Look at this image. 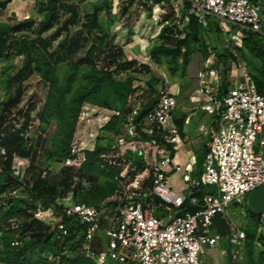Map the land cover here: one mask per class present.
Wrapping results in <instances>:
<instances>
[{
    "label": "built area",
    "instance_id": "obj_1",
    "mask_svg": "<svg viewBox=\"0 0 264 264\" xmlns=\"http://www.w3.org/2000/svg\"><path fill=\"white\" fill-rule=\"evenodd\" d=\"M128 1L142 6L148 3V0ZM150 6L149 31L170 11L178 25L187 26L191 17H195L206 28L213 18L221 34L232 35L225 48H229L234 57H228L225 64L212 51L196 74L192 99L213 118L211 125L200 128L202 134L210 136L200 173L182 190L174 189L169 183L170 173L182 168L174 158L175 149L181 143L178 128L173 123L178 96L162 91L142 119H139L143 109L141 102L131 104L122 125L123 133L111 134L113 150H122V156L127 150L138 155L145 166L142 172L128 177L129 172L120 171V178L134 179L95 204L76 201L73 191L51 206L35 202L34 217L50 226L53 240L60 244L68 243L73 230L82 227L78 234L79 250L94 264H209L205 255L223 240L231 245L236 258L245 250L244 226L248 212L236 211L232 205H240L248 193L264 184V95L257 90L252 81L253 71L238 56V49L248 33L257 34L264 42V1L162 0L151 2ZM145 35L148 39L157 34L147 32ZM88 106L90 104L83 108ZM93 108L96 110V106ZM97 108L103 114L98 119L89 117L82 109L64 166L79 170L86 152L94 151L101 144V130L112 115L118 114L108 108ZM107 152L109 150L101 157L114 167L120 165ZM8 160V148L0 145L1 174ZM32 164V156L12 155L9 172L21 185L3 194L1 205L7 207L10 198H18L22 193L27 200L31 198L27 180ZM48 176L49 170L44 168L41 177ZM144 178H148L147 183H153L149 192L144 189L147 184ZM74 180L78 181L79 177L75 175ZM205 187H210V191H205ZM218 218L228 225L226 236L217 231ZM10 224L13 229L18 227L16 219H11ZM261 224L264 226V210ZM2 234L3 230L0 236ZM98 243L102 250L96 252L93 246ZM19 244V240L13 242V245ZM63 247V253L68 254L67 246Z\"/></svg>",
    "mask_w": 264,
    "mask_h": 264
},
{
    "label": "trees",
    "instance_id": "obj_2",
    "mask_svg": "<svg viewBox=\"0 0 264 264\" xmlns=\"http://www.w3.org/2000/svg\"><path fill=\"white\" fill-rule=\"evenodd\" d=\"M155 1V3H158L162 0ZM10 2L11 0H0V8H6ZM62 5L61 0H47L45 20L38 28H35V22L32 20H24L14 26L0 25V59H8L12 56L23 57L22 65L7 80V87L11 88L17 85L15 93L1 104L0 110V145L6 146L9 150V160L6 163L5 171L3 174L0 173V231L3 230V234L0 236V264H94L89 257L79 250L80 239H78V234L81 232L82 227L73 230L68 243L60 244L53 240V231L50 226L34 217L35 202L40 201L45 206H51L56 203L58 198L73 191L76 201L95 204L112 196L116 188L112 187L110 190H106L102 186H95L93 192H88L83 190L85 189L82 186L83 181L95 184L100 176L110 179L115 173L117 176L120 174L117 167L110 165L101 157V154L107 149L99 144L94 151L86 152V159L79 170L75 171L71 167L64 166L55 178H51V176L42 178L41 172L43 169L38 168L33 162L30 169V178L27 180L28 186H31L28 187L31 198L29 200L19 197L10 198L7 207L1 205V196L19 188L21 185L9 172L12 155L17 153L33 157V148L28 144L30 138L26 137L31 125L33 106L18 111L22 116L19 127L14 124L8 126V117L22 101L24 95L23 83L35 71L42 74L48 85L46 99L39 115L41 124H48L55 119L68 121L64 139L57 149L48 151L50 157L56 156L63 161L69 157L75 126L84 103L91 102L118 112V114L112 115L104 126V130L109 135L120 134L119 130L122 128L125 116L131 110L128 98L133 92L132 80L117 81L113 76L114 70H110L108 66L99 67L97 65L98 61L95 60L96 56L103 51H107L109 57L117 58L123 55L121 48H118L116 52L107 50L108 36L104 34L103 26L98 21V12H94L90 16L91 29L89 31H98L102 34L93 40L84 57L72 61L80 48L81 42L88 41V38L81 34L68 36L60 40L55 48H52L53 42L68 30L70 24L68 21L61 22ZM213 21L210 20L208 27L205 28L198 23L195 17H191L190 23L184 30L185 36L176 40L178 46L175 48L169 47L167 37L165 43L150 50L151 59L156 63H160L162 58L167 56L178 61L179 56L184 51L183 53L188 62V57L195 50V44L201 41L204 46L206 45V54L208 49L212 50L217 54L220 61L226 64L228 57H234L230 49L225 48L219 51L216 46H211L206 39L207 33H220L221 31L218 22ZM53 28H55L53 32L48 36H44L46 32L51 31ZM27 31H34L37 34L36 37L26 36L24 33ZM164 36H166V33H163ZM242 47L238 50H242L245 57H247L246 52H248L250 56L261 61L260 66H252V61L248 65L253 71L252 81L256 84L259 93L264 95V42L257 34L248 33L243 39ZM182 61H184V57ZM64 62H68V71L64 78L60 79L57 75V66ZM187 62H184V66ZM85 65L90 68L85 74L81 75V68ZM131 67L132 62L118 63L116 66L121 70H127ZM226 71L225 69V73ZM79 79L85 81V84L74 92V86ZM227 85L228 80L225 76L224 90H226ZM71 94L73 95L69 98ZM157 100L143 105L139 119L144 118ZM31 104L29 103V106ZM160 141L165 143L163 140ZM25 146H28V148L25 149ZM169 147L171 146L169 145ZM201 164L202 160H200ZM144 168L145 166L143 170ZM75 175L79 177L78 181L74 180ZM204 190L210 191V187H205ZM90 198H93L92 201ZM261 213L262 211H248V221L244 226L247 264H264V251L259 252L257 255L255 252V246L261 238V235H258ZM11 219L18 221L16 229L11 227ZM216 225L219 233L223 236L228 234L229 228L224 221L218 218ZM4 227L8 228L4 229ZM15 240H19L20 244L13 245ZM223 241L226 242L229 250H232L227 240ZM64 245L67 246L68 254L63 253ZM95 246L94 244L93 250Z\"/></svg>",
    "mask_w": 264,
    "mask_h": 264
},
{
    "label": "rangeland",
    "instance_id": "obj_3",
    "mask_svg": "<svg viewBox=\"0 0 264 264\" xmlns=\"http://www.w3.org/2000/svg\"><path fill=\"white\" fill-rule=\"evenodd\" d=\"M61 1L63 4L61 22L68 21L70 24L68 30L65 31L58 40L53 42L52 48H55L60 40L68 36L81 34L82 36H86L88 41L81 42L80 48L72 58V61L74 62L84 57L93 40L102 34L98 31H89L91 29L90 16L94 12H98V21L103 26L104 34L108 36L107 50L116 52L118 48H121L123 50V55L117 58L113 56L109 57L107 51H103L104 53L102 52L96 56L95 60L98 61L97 65L99 67L108 66L110 70H114L113 76L117 81L132 80L133 92L128 98L129 104H133L134 102H141L142 105L150 104L159 98L162 91L177 94L181 102L193 104L192 93L197 85L196 74L198 70L203 67L205 60L211 55L212 50L208 49L206 54V45L204 46L200 41L195 44V50L188 57V62L183 53L184 51L179 56L178 61L164 56L160 63H156L151 59L150 55V50L155 46L165 43L167 37L169 39L167 42L168 46L175 48L178 46L176 40L185 36L184 30L186 26L184 24L178 25L176 21L177 18L172 12L168 11V13L163 16L162 22L157 26H153L149 31V23H151L150 19L152 15L150 4L151 2L155 3V0H148V3L144 6L141 4L135 5L128 0ZM46 12L47 0H11L6 8H0V25L14 26L21 21L32 20L35 22V28H38L45 20ZM211 20L214 22L213 20L215 19L211 18ZM55 28L46 32L44 36H48ZM147 32L157 35L154 38L150 37L146 39L145 34ZM163 33H166V36L163 37ZM24 34L30 38H35L37 35L34 31H27ZM176 34L178 35L177 37ZM231 36V34L211 32L210 34H206V39L211 46H216L219 51H222L227 41L231 39ZM238 56L248 64L252 61V66L256 67L261 65V61L258 58L250 56L248 52H246L247 57H245L243 51L238 50ZM183 57L184 61H182ZM22 62V56L0 59V110L1 104L15 93L17 85L9 88L7 87V80L18 70ZM123 62H132V67L127 70L116 68L118 63ZM184 62H187L186 66H184ZM89 68L90 67L87 65L82 66L81 75L85 74ZM67 71L68 62L61 63L57 66V75L60 79L64 78ZM84 84L85 81L79 79L73 91L75 92ZM23 86L24 95L22 101L9 115L8 126L14 124L16 127H19L22 116L18 111L33 106L31 113L32 128L29 129L26 135L27 138H30L28 144L33 148V162L38 168L49 170L51 178H55L64 167V161L56 156L50 157L48 151L55 150L61 145L68 128V121L55 119L48 124H41L39 115L48 91V85L41 73L35 71V73L23 83ZM72 95L73 94H71L69 98L72 97ZM29 103L32 104L29 106ZM88 104H90V106L83 108L84 105ZM84 105L82 109L89 114V117L98 119L100 115H103L99 112L100 110L97 108L98 105L91 102H86ZM95 106L96 110L93 108ZM77 124L78 121L75 130ZM119 133H123L122 128L119 130ZM101 134V144L111 146L106 147V149L109 150L107 154L112 160H116L120 163V165L117 166L120 171L129 172L127 175L128 177H132L134 174L143 171L144 166L138 155H133L127 150L124 156H122L120 154L122 150H113L112 136L104 129L101 130ZM134 167L136 171H131V168ZM179 172L180 171H178V173ZM133 179L134 178H120V176H117L115 173L110 179L104 176L98 177L95 184H91L89 181H85L86 183L84 184L83 181L82 186L85 188L83 190L88 192H93L95 186H102L106 190H110L112 187L118 189L124 185H128ZM147 179L148 178H144L145 181H147ZM152 187V181H148L144 189L149 192L152 190ZM4 198L7 197L5 196ZM19 198L27 200L24 193L20 194ZM90 199L92 201L93 198ZM232 209L236 211L245 210L246 212L249 210L263 211L264 184L248 193L240 205H232ZM258 235H261V238L255 246L256 255L264 251V226L261 224V217ZM94 250L99 252L102 250V245L98 243ZM205 260L209 262V264H247V254L244 250L234 258V254L229 250L226 242L223 241L217 248L208 250L205 255Z\"/></svg>",
    "mask_w": 264,
    "mask_h": 264
},
{
    "label": "crops",
    "instance_id": "obj_4",
    "mask_svg": "<svg viewBox=\"0 0 264 264\" xmlns=\"http://www.w3.org/2000/svg\"><path fill=\"white\" fill-rule=\"evenodd\" d=\"M212 122L213 118L198 108L194 101L186 104L178 96L173 123L178 128L181 143L175 149L174 158L182 168L179 173L176 171L169 175V183L174 189L182 190L200 173L210 143V136L202 134L200 128Z\"/></svg>",
    "mask_w": 264,
    "mask_h": 264
},
{
    "label": "water",
    "instance_id": "obj_5",
    "mask_svg": "<svg viewBox=\"0 0 264 264\" xmlns=\"http://www.w3.org/2000/svg\"><path fill=\"white\" fill-rule=\"evenodd\" d=\"M24 148H25V149H27L28 147H27V146H25Z\"/></svg>",
    "mask_w": 264,
    "mask_h": 264
}]
</instances>
